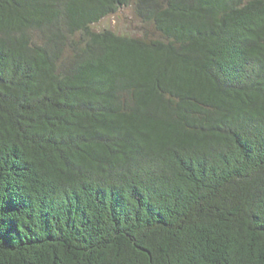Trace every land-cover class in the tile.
Wrapping results in <instances>:
<instances>
[{"label":"trees","instance_id":"obj_1","mask_svg":"<svg viewBox=\"0 0 264 264\" xmlns=\"http://www.w3.org/2000/svg\"><path fill=\"white\" fill-rule=\"evenodd\" d=\"M0 264H264V0H0Z\"/></svg>","mask_w":264,"mask_h":264},{"label":"rangeland","instance_id":"obj_2","mask_svg":"<svg viewBox=\"0 0 264 264\" xmlns=\"http://www.w3.org/2000/svg\"><path fill=\"white\" fill-rule=\"evenodd\" d=\"M94 28L98 30L109 28L118 33L129 35L156 36L152 25L143 22L136 15L134 3L122 7L116 13L101 19L94 24Z\"/></svg>","mask_w":264,"mask_h":264}]
</instances>
